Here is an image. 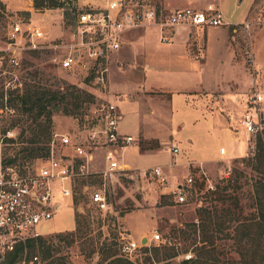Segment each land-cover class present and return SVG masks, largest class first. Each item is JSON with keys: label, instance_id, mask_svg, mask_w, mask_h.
Here are the masks:
<instances>
[{"label": "rangeland", "instance_id": "obj_1", "mask_svg": "<svg viewBox=\"0 0 264 264\" xmlns=\"http://www.w3.org/2000/svg\"><path fill=\"white\" fill-rule=\"evenodd\" d=\"M85 1L103 4L99 0ZM151 2L173 8L193 5L190 0ZM218 2L227 21L223 26L176 31L169 43L160 41V30L155 26L126 33L122 46L108 60L109 86L105 92L94 82L93 75L83 69L59 68L55 62L57 52L53 49L25 58L20 71L23 89L10 92L7 103L0 99V155L3 158L15 155L28 145L9 142L5 137L19 140L20 135H24L22 138L31 136L32 119L15 111L12 105L25 86L36 80L52 90L77 85L96 96L94 103H84L74 115L56 114L53 135L55 132H69L75 139L85 140L88 130L99 126L101 103L108 99L122 115L118 124L120 133L136 140L117 153L113 148L93 146L96 160L92 169L97 174L78 179L74 184L73 198L62 194L60 181H53L60 208L52 220L39 226L40 237L48 239L52 245L51 253L66 256L72 264H102L100 247L108 242L119 250L122 231H130L136 239L143 231L145 237L159 231L170 242L153 241L137 252L134 263L182 264L184 260L193 259V264H254L255 257L263 264L264 231L259 227L257 184L264 181V174L256 169L255 161L237 160L253 157L256 151V145L253 148L255 135H250L241 126L249 104V112L255 114L260 110L264 123V100L258 105L251 104L256 93H261L264 98V0ZM1 3L0 39L5 37L9 24L17 18L30 21L33 26H44L49 40L69 39L70 31L76 28L73 21L68 24L62 9L34 6L32 16L25 18L24 11L32 7L31 0H1ZM230 23L240 26H230ZM246 24L250 27L245 28ZM131 36L135 37L132 42L129 40ZM170 43L174 46H167ZM186 44L192 58L184 56ZM196 62L202 68L201 76L196 72ZM164 88H204L213 101L210 108L216 113L210 117L201 110L194 112L189 104L185 106L187 101L183 94H177L174 102L166 96L143 94L144 89ZM2 91L1 81L0 95ZM57 103L63 105L60 99ZM16 122L17 125L12 126ZM5 128L10 129L7 135L2 131ZM159 142L161 145L156 151L140 149L139 144L148 148L159 145ZM174 144L180 153L173 156L167 148ZM221 148H224L225 155L220 154ZM58 149L71 153L69 148L59 146ZM108 153H114V159L120 165L128 164L132 170L118 173L113 181H105L98 171L104 168ZM44 160L46 157L20 162L35 170ZM189 160L191 164L187 166ZM200 162L209 170L207 173L196 166ZM158 165L166 172L172 169L181 182L186 183L188 176L196 178L197 183L194 180L187 188V202H175L171 180L168 186H161L157 181L140 176V170ZM229 177L232 180L226 181ZM85 184H91L93 190L107 185L109 210L100 211L90 202L84 191ZM260 194L264 197V190L261 189ZM131 212L134 213L124 219ZM77 215L83 220L85 234L76 236L72 242H68L70 238L60 241L56 235L74 231ZM46 249L47 245L39 241L33 248L27 243V259L38 256L41 264L45 263ZM169 252L177 255L165 259L163 256Z\"/></svg>", "mask_w": 264, "mask_h": 264}, {"label": "built area", "instance_id": "obj_2", "mask_svg": "<svg viewBox=\"0 0 264 264\" xmlns=\"http://www.w3.org/2000/svg\"><path fill=\"white\" fill-rule=\"evenodd\" d=\"M43 1L45 5L41 9H49L50 4H54L58 9L76 11V28L70 31L69 39L60 37L49 40L42 25L33 26L22 18L9 24L5 37L0 39V82L5 103L9 100L10 92L23 89L20 71L30 54L53 49L57 52L55 62L59 68L70 71L83 69L88 75H93L94 82L105 92L109 86L108 60L122 46L126 33L155 26L160 30V41L169 43L176 31H199L227 24L218 0L176 9H167L151 0H99L103 4L86 3L85 0ZM231 25L240 26L238 23ZM249 27V24L245 25V28ZM263 100V95L256 93L251 104L258 105ZM100 109L102 117L99 126L89 129L85 140L79 137L75 139L69 132H55L50 156L35 170H30L28 165L5 163L0 155V264H41L38 256L27 259V243L42 236L39 226L52 220L60 208L53 191V181H60L62 194L73 198L76 181L97 174L92 169L96 160L93 146L113 148L117 153L136 141L131 135L120 133L118 124L121 114L118 107L105 99ZM241 126L250 135H255L256 140L258 135L264 134V123L256 113L248 111L241 119ZM59 146L69 148L71 153L59 151ZM171 152L178 154L180 149L173 145ZM221 153H225L224 148ZM106 161L104 168L98 171L105 181H113L118 173L132 170L127 165H120L114 159V153H108ZM139 172L141 177L157 181L161 186L170 183L169 176L161 166ZM194 180L193 176H188L186 183L173 181L176 203L187 202V188ZM106 186L103 184L100 189L93 190L91 184L84 185L90 202L100 211L110 208ZM146 238L148 242L143 244L142 237L136 239L130 231H122L119 238L122 254L134 262L137 252L153 241L163 244L170 242L159 231Z\"/></svg>", "mask_w": 264, "mask_h": 264}, {"label": "trees", "instance_id": "obj_3", "mask_svg": "<svg viewBox=\"0 0 264 264\" xmlns=\"http://www.w3.org/2000/svg\"><path fill=\"white\" fill-rule=\"evenodd\" d=\"M0 5H2L0 0ZM45 5L43 0H34V6L38 9L42 8ZM57 5L50 4V8H56ZM65 18L68 20V24L74 23L77 18V12L70 9H65ZM25 18L30 17L29 11H24ZM0 99L4 100V95H0ZM63 102V105L57 103L58 100ZM10 100V99H9ZM8 100V101H9ZM15 102L12 107H14L15 111H19L22 114H27L31 122V136L27 138H22L24 135L19 136V140L5 137L6 140L12 143H27L26 147L20 152L15 153L13 156H8L3 158L5 163L9 164H20L21 161H27L29 158H37V157H46L50 156L51 151V141L53 137V126H54V116L59 113H63L64 115H74L76 111L83 106L84 103H94L96 101L95 94L82 89L77 85H69L63 90L57 89L52 90L43 86L37 80L28 83L23 92L13 99ZM4 105V104H3ZM2 108V107H1ZM21 119V118H17ZM17 122L12 126H16ZM11 128V126H10ZM9 128H5L3 131L4 135H7ZM25 134V132H24ZM144 147L142 146V149ZM256 162V169L264 174V134L258 135L256 140V151L253 157L249 156L248 158L243 157L241 160H237V162ZM25 163H21V166ZM226 181H231L232 177L226 178ZM197 180L195 178V184ZM258 196H259V221L260 228L264 231V197L261 196L260 190H264V181H258ZM85 234L83 220L80 215H77L75 220V230L71 231L67 235L65 234H57V238L60 241H67L70 238V241H75L76 236H83ZM207 239L204 238V241ZM40 242L42 245H47V255L45 256V263L42 264H72L70 260L66 256H57L56 254L51 253L52 245L49 243V240L43 237H38L35 239H31L28 241L30 248L35 247L37 242ZM118 249H115L108 242L104 243L99 252L102 253V264H136L133 261L127 259L121 252L119 241ZM177 253H167L163 257L165 259H169L171 257L176 256ZM199 258H202L199 255ZM254 264H261V262L257 261L255 257ZM195 261L193 259L184 260L182 264H193ZM264 264V262H263Z\"/></svg>", "mask_w": 264, "mask_h": 264}, {"label": "crops", "instance_id": "obj_4", "mask_svg": "<svg viewBox=\"0 0 264 264\" xmlns=\"http://www.w3.org/2000/svg\"><path fill=\"white\" fill-rule=\"evenodd\" d=\"M208 1H211V0H200L199 2H196V1L194 2V1H191L190 0V3H192L193 5H190L189 7L198 6V5H204ZM31 3H32L31 4L32 7H27V10L30 12V14L32 16V14L34 13V10H32V9H34L33 0H31ZM187 5H185V6L188 7ZM166 8L167 9H176V6H174V8H173V6H171V7L166 6ZM129 38H130L129 40L131 42L135 39L134 36L133 37L131 36ZM129 44H131V43H129ZM170 44H168L167 46H171V47L174 46L173 44H171V45ZM185 48H186L185 49L186 50V55H184V56L186 58H192L191 57L192 54L189 52V49H188V45L187 44L185 45ZM178 59H180V57H178ZM195 66H196V72L199 73L198 76L199 75L201 76L202 75V68L200 67V65L197 62L195 63ZM205 92H206V94H205ZM143 94H145L146 96H149V97L150 96H157V95H160V96H163V97L166 96V98L169 99L171 102L172 101L174 102V99L176 98L175 96L177 94H179V95L180 94H183L182 96H184V98L186 99L185 101H187V104H185V106L188 107L187 105L189 104V108L191 110H194V112L198 113V110H201L202 113H206V114L210 115V117H213V115L216 113L215 110H211V108H210L211 105H212V104L210 105V103H212L213 101L211 100V98L207 94V90H205L204 88H200V89H196V88H193V89H185L184 88L182 90H171V89H168L167 90L166 88H164V89H151V90H145L144 89L143 90ZM217 100L219 101V99H217ZM249 108H250V104L246 108V111L247 112L248 111H251V110H249ZM258 109H260V108H258ZM221 112H224V111L221 110ZM217 113H218V110H217ZM256 115L259 116L260 119H262L261 114H260V110H259V112L257 110ZM57 117H58V115L54 117V127L56 126L55 119ZM221 117H222V115H221ZM121 119H122V115H121ZM225 119H227V118L225 117ZM236 137H238V134H236ZM142 139H146L147 140V138H145V137H142ZM139 145H140L141 151H156V150L159 149L161 143L159 142V145H157V146H150L148 148L147 147H144L143 149H142V146L143 145L142 144H139ZM174 145H176V144H174ZM172 146H169L167 149L174 156L176 154H173L171 152V147ZM220 154L225 155L226 152L225 153H220ZM182 161H183V159H182ZM186 163L188 164L187 166H189V164H191L190 160L187 161ZM172 164H174V163L172 162ZM192 164H194V163H192ZM124 165H127L128 167H130L128 164H124ZM158 166H161V165H158ZM196 166H199L202 169V171H204V173H207L209 171L206 166H203L202 165V162H200V164H196ZM164 170H165V168H164ZM166 174L169 176L171 182H173V181H176V182L179 181L175 177V175L173 174V170L172 169H169V171H167ZM132 213H134V212H131V213L126 214V216H124V219H126L127 215L132 214ZM132 235L135 237V235L133 233H132ZM145 235H146V232L143 231V232H141V233L138 234V237L139 238L142 237V239H143L145 237Z\"/></svg>", "mask_w": 264, "mask_h": 264}, {"label": "water", "instance_id": "obj_5", "mask_svg": "<svg viewBox=\"0 0 264 264\" xmlns=\"http://www.w3.org/2000/svg\"><path fill=\"white\" fill-rule=\"evenodd\" d=\"M147 242H148L147 238L144 237V238L142 239V243H143V244H146Z\"/></svg>", "mask_w": 264, "mask_h": 264}]
</instances>
